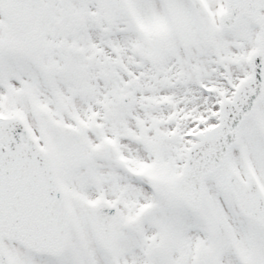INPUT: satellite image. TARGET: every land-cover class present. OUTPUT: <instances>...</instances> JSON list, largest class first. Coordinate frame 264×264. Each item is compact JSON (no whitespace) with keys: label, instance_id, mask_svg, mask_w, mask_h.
Wrapping results in <instances>:
<instances>
[{"label":"snow or ice","instance_id":"1","mask_svg":"<svg viewBox=\"0 0 264 264\" xmlns=\"http://www.w3.org/2000/svg\"><path fill=\"white\" fill-rule=\"evenodd\" d=\"M0 264H264V0H0Z\"/></svg>","mask_w":264,"mask_h":264}]
</instances>
